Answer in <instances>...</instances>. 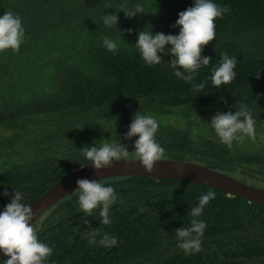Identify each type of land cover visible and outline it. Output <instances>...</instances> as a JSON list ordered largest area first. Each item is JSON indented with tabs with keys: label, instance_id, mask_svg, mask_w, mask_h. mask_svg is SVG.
Returning <instances> with one entry per match:
<instances>
[{
	"label": "trees",
	"instance_id": "16d2710c",
	"mask_svg": "<svg viewBox=\"0 0 264 264\" xmlns=\"http://www.w3.org/2000/svg\"><path fill=\"white\" fill-rule=\"evenodd\" d=\"M213 2L229 11L216 18L215 40L203 49L210 64L185 82L170 65V44L153 66L135 44L143 30L178 35L179 13L195 0H0V16L19 15L25 29L19 52L0 53V212L15 190L29 205L91 162L81 154L85 146L124 144L135 158L139 137L125 134L137 112L158 121L155 139L166 158L199 162L264 187V0ZM122 4L127 10L143 5L144 13L130 19ZM105 14L118 15V25L105 26ZM105 37L118 43L116 53L104 47ZM222 53L237 59V76L215 87L211 76ZM199 84L201 91L194 88ZM242 105L256 121L255 138L229 148L211 120ZM100 182L118 194L112 223L101 225L100 207L92 216L78 211V189L63 197L35 223L40 241L53 248L47 264H264V204L175 179ZM209 191L215 199L198 217L207 225L202 251L185 254L175 230L191 226V209ZM89 225L100 228L96 244L86 238ZM104 233L118 244L101 246Z\"/></svg>",
	"mask_w": 264,
	"mask_h": 264
},
{
	"label": "clouds",
	"instance_id": "9594fccd",
	"mask_svg": "<svg viewBox=\"0 0 264 264\" xmlns=\"http://www.w3.org/2000/svg\"><path fill=\"white\" fill-rule=\"evenodd\" d=\"M120 9L130 19L138 13H144L143 5L140 4L135 6V10H127L126 4L120 5ZM227 11H229L227 6H218L213 0H195L193 7L179 13V19L175 25L180 28L178 35L153 34L152 31L143 30L138 33V42L135 47L140 51L143 60L149 66H153L162 62L163 58L160 53H165V46L170 44L172 47L167 52L173 57L169 62L175 70L174 75L185 82H191L197 70L210 64L211 57L203 56L202 52L205 46L215 40L214 21L216 18H223ZM103 24L107 27L118 25V15L105 14ZM127 31L131 33L132 29ZM24 38L25 29L19 15L7 11L0 16V53L8 49L19 52ZM103 45L113 53L117 52L119 46L116 41L108 37L104 38ZM221 57L220 65L213 69L211 76L215 87L230 84L237 76L234 70L237 66V59L229 57L226 53H222ZM259 72L256 73L257 79L260 78ZM194 88L201 91L204 84L194 85ZM255 124L251 110L244 105L237 109L235 114L218 112L211 120V126L221 143L229 148L232 147L234 141L242 143L246 137L254 139ZM129 128L125 139L139 137L134 145L135 159L142 163L148 173H152L156 162L166 159L165 149L155 139L159 128L158 121L151 115H141L137 112ZM81 154L91 161L96 171L99 172L113 167L114 161L128 159L130 153L124 144L106 142L101 147L85 146ZM77 184L78 190L74 193L78 194V211L92 216L93 210L100 207L101 225H110L112 223L110 206L118 200L116 189L112 186H105L100 180L78 179ZM3 194L9 195L6 190ZM215 195L212 191L202 195L199 198V205L191 209L190 215L193 217L191 226L175 230L179 241L178 247L185 254L202 251L201 237L207 225L198 217L201 216L204 207L215 199ZM23 200V193L15 190L11 202L6 205L3 212H0V250L10 257L3 264H47L53 248L40 241L35 223H32L35 218L33 208L23 203ZM89 228L90 231L86 238L89 244H96L97 237L101 235L100 228H92L90 225ZM99 244L111 248L118 244V240L115 236L104 233Z\"/></svg>",
	"mask_w": 264,
	"mask_h": 264
},
{
	"label": "water",
	"instance_id": "95a60500",
	"mask_svg": "<svg viewBox=\"0 0 264 264\" xmlns=\"http://www.w3.org/2000/svg\"><path fill=\"white\" fill-rule=\"evenodd\" d=\"M113 167L96 171L91 162L75 168L71 173L53 184L29 205L33 208L36 223L54 204L78 189V179L99 181L117 176H148L175 179L208 185L225 191L229 196H239L249 201L264 204V187L211 168L208 165L182 159L166 158L156 162L154 171L148 173L142 163L135 158L114 161ZM6 256L0 250V261Z\"/></svg>",
	"mask_w": 264,
	"mask_h": 264
}]
</instances>
